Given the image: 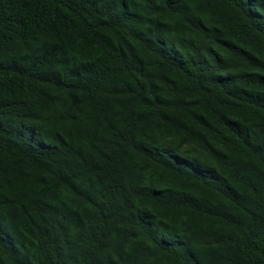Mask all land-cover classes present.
Here are the masks:
<instances>
[{
    "label": "trees",
    "instance_id": "trees-1",
    "mask_svg": "<svg viewBox=\"0 0 264 264\" xmlns=\"http://www.w3.org/2000/svg\"><path fill=\"white\" fill-rule=\"evenodd\" d=\"M0 264H264V0H0Z\"/></svg>",
    "mask_w": 264,
    "mask_h": 264
},
{
    "label": "snow or ice",
    "instance_id": "snow-or-ice-1",
    "mask_svg": "<svg viewBox=\"0 0 264 264\" xmlns=\"http://www.w3.org/2000/svg\"><path fill=\"white\" fill-rule=\"evenodd\" d=\"M170 2H172V0H170ZM3 237V234H2V232H0V238H2Z\"/></svg>",
    "mask_w": 264,
    "mask_h": 264
}]
</instances>
